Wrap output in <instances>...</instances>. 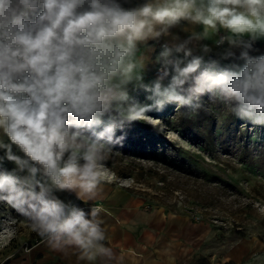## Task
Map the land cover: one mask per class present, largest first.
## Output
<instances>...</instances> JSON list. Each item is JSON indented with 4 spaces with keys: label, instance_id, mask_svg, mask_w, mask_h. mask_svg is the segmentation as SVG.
I'll return each instance as SVG.
<instances>
[{
    "label": "clouds",
    "instance_id": "obj_1",
    "mask_svg": "<svg viewBox=\"0 0 264 264\" xmlns=\"http://www.w3.org/2000/svg\"><path fill=\"white\" fill-rule=\"evenodd\" d=\"M180 21L205 35L222 29L241 51L211 72L201 70L202 57L188 59V41L164 45L157 78L144 85L147 103L131 97L125 85L138 43ZM261 38L264 0H143L132 8L121 0H0V201L56 250L106 264L114 254L101 209L86 212L57 193L93 199L109 145L123 141H113L117 128L165 101L184 106L210 92L239 119L264 125V53L253 54Z\"/></svg>",
    "mask_w": 264,
    "mask_h": 264
},
{
    "label": "rangeland",
    "instance_id": "obj_2",
    "mask_svg": "<svg viewBox=\"0 0 264 264\" xmlns=\"http://www.w3.org/2000/svg\"><path fill=\"white\" fill-rule=\"evenodd\" d=\"M121 2L132 8L143 0ZM203 62L201 70L216 72L231 56ZM159 65L155 59L141 78L131 76L125 85L131 97L147 103L144 85L156 80ZM121 136L102 161L101 183L125 188L146 211L187 215L207 228L210 263L264 264V125L239 119L223 99L205 92L189 105L165 101L162 110L117 128L113 141ZM0 140L7 142L2 133ZM3 167L15 166L5 161ZM72 203L86 212L95 205ZM0 264L66 263L26 216L0 201Z\"/></svg>",
    "mask_w": 264,
    "mask_h": 264
},
{
    "label": "crops",
    "instance_id": "obj_3",
    "mask_svg": "<svg viewBox=\"0 0 264 264\" xmlns=\"http://www.w3.org/2000/svg\"><path fill=\"white\" fill-rule=\"evenodd\" d=\"M228 37L229 34L222 29L218 32L209 31L205 35L202 25L180 21L167 33L138 43L129 58L133 65L131 76L139 79L143 72L153 66L155 59H158L155 48L159 42L175 47L188 41L185 47L191 51L190 57L224 59L231 53L241 51L240 47L229 43ZM242 39L250 42L248 36ZM254 46L264 47V38L256 40ZM57 195L65 201L88 202L95 204L93 208L101 209L99 215L104 221L102 226L108 237L106 243L114 254L113 259L106 264H213L208 254L209 230L194 224L187 215H165L155 209L146 211L142 203L125 188L101 182L93 199L85 197L80 200L76 193L68 191ZM56 252L66 264H89L80 258V253L75 249Z\"/></svg>",
    "mask_w": 264,
    "mask_h": 264
},
{
    "label": "built area",
    "instance_id": "obj_4",
    "mask_svg": "<svg viewBox=\"0 0 264 264\" xmlns=\"http://www.w3.org/2000/svg\"><path fill=\"white\" fill-rule=\"evenodd\" d=\"M164 45H167L168 47H170V48H174L173 46H171L170 44H168V43H166V42H159V43H157V45H156V48H155V54H156V56L159 58V55H160V53H161V51L163 50V46ZM174 55H178V54H176V53H174ZM161 67V65H159L158 67H157V69H156V71H155V74H157L158 75V69Z\"/></svg>",
    "mask_w": 264,
    "mask_h": 264
},
{
    "label": "trees",
    "instance_id": "obj_5",
    "mask_svg": "<svg viewBox=\"0 0 264 264\" xmlns=\"http://www.w3.org/2000/svg\"><path fill=\"white\" fill-rule=\"evenodd\" d=\"M136 148V147H135ZM162 162H166V157H163L160 159ZM167 162H171V161H167Z\"/></svg>",
    "mask_w": 264,
    "mask_h": 264
},
{
    "label": "bare ground",
    "instance_id": "obj_6",
    "mask_svg": "<svg viewBox=\"0 0 264 264\" xmlns=\"http://www.w3.org/2000/svg\"><path fill=\"white\" fill-rule=\"evenodd\" d=\"M81 208H83V207H81Z\"/></svg>",
    "mask_w": 264,
    "mask_h": 264
}]
</instances>
